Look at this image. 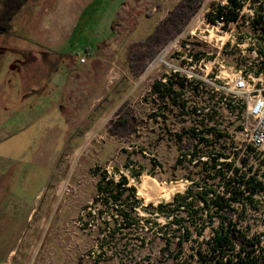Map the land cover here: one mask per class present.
Wrapping results in <instances>:
<instances>
[{
	"label": "rangeland",
	"instance_id": "rangeland-1",
	"mask_svg": "<svg viewBox=\"0 0 264 264\" xmlns=\"http://www.w3.org/2000/svg\"><path fill=\"white\" fill-rule=\"evenodd\" d=\"M125 1L128 0L0 1L3 3H0V46L5 45L11 50L0 58V264H173L172 257L167 259L169 254L165 251V241L161 239L149 236V242L141 245L135 239L137 235L132 240H120L117 235L111 239L108 233H104L105 222L113 223L119 217L115 207L104 208L98 197L96 187L101 173L107 172L115 180L120 175L127 177L142 205L133 215L141 223L149 219L161 226L167 220L152 216L145 208L150 204L170 203L175 195L187 191L190 185L187 178L192 169L182 161L185 157L178 148V142L184 130L196 127V109L208 116L212 97L213 100L222 97L218 113L224 120L221 129L227 131L224 142L227 146L232 142L235 144L229 151L231 153L245 149L239 150L245 143L241 130L229 126L236 122L244 106L240 100L232 104L231 95L226 96L230 81L225 78L250 67L249 64L256 71L263 70L264 60L255 58L248 43L245 55L237 46L228 44L219 50V46L212 44L213 40L226 38L215 37V32L210 31L207 14L216 9V3L205 0L183 34L159 49L161 52L154 68L149 66L138 80H134L126 61L128 48L146 40L153 27L165 21L169 12L182 1L162 0V6L153 9L151 18H147L140 15L147 7L141 5L142 0H135L129 7V12L136 16L132 23L134 33L115 58L102 93L86 109L92 128L73 133L62 144L61 138L56 141V136H50L55 138L54 147H59L52 155L53 159L42 160L41 164L34 159L39 149L37 142L45 137V131L36 127L27 129L23 123H17L16 118L24 108L30 107V94L36 87L46 85L47 81L44 73L36 74L31 67L16 70L14 60L10 62L16 54V45L22 42L42 43L55 55L59 51L65 54L71 39H74L73 46L81 45L80 33H84V37L87 32L88 37H92L94 28H102L103 32L96 37L105 41L112 36ZM235 34L239 40H256L258 53L264 59L260 33L242 25L235 29ZM64 35L66 37L61 40ZM42 56L40 52L39 58ZM44 63L45 60L42 65ZM165 77L174 80L173 83L186 81L189 85L188 89L180 86L171 88L176 100L171 98L170 106L165 105L166 93H169ZM24 95L29 96L26 105L19 106L18 102ZM126 100H130L136 127L131 136L117 139L109 135L108 129L114 114ZM188 137L183 135V142ZM48 140H51L49 135ZM253 162L258 178L264 181V162L257 155ZM94 172L100 173L96 175ZM145 175L159 185L185 183L186 187L169 200L163 198L157 203L147 202L138 190ZM258 200L254 206L257 213H242L243 208L239 206L236 215L237 220L250 225L251 236H258L264 191ZM218 222V219H213L215 227ZM213 232V229H207L204 237L213 236ZM189 246L186 247L187 254L191 252Z\"/></svg>",
	"mask_w": 264,
	"mask_h": 264
},
{
	"label": "trees",
	"instance_id": "trees-1",
	"mask_svg": "<svg viewBox=\"0 0 264 264\" xmlns=\"http://www.w3.org/2000/svg\"><path fill=\"white\" fill-rule=\"evenodd\" d=\"M161 1L142 0L141 5L145 4L147 8L140 15L151 18L152 10L162 6ZM128 2L129 0L125 1L121 7L122 12L115 22L112 36L96 50L85 49L86 56L98 57V65L83 66L71 74L62 104L60 124L57 128L48 129L49 136H56L57 139L70 138L73 133L92 128L86 109L102 93L104 76L135 30L132 23L136 16L129 12V7L136 1ZM204 2L205 0H182L169 12L165 21L153 28L146 40L128 48L126 61L134 80H138L146 72L161 52V47H166L183 34L186 25L198 14ZM207 18L214 19L212 12L207 14ZM9 50L5 45L0 46V58ZM17 50L16 48L15 53ZM25 95L18 102L19 106L26 105L29 96ZM33 98L31 95V100ZM222 100V97L216 100L212 97L211 113L208 116L196 109V127L184 130L179 136L178 148L185 157L182 161L187 163L188 169H192V174L187 178L190 183L187 191L175 195L170 203L157 206L150 204L145 208L152 216L165 218L166 224L160 226L158 223H151L149 219H144L141 223L133 214L142 205L137 199L135 187L129 186L128 178L120 175L115 180L107 172L101 173L96 187L98 197L104 208L115 207L119 217L113 223L105 222L103 231L108 233V238L115 239L117 235L120 240H132L137 235L135 239L141 245L149 242V236L161 239L166 244L165 251L169 254L167 259L172 257L173 264H264V248L259 246L258 236H251L250 225L236 218L239 206L243 208L242 213L258 212L254 206L259 203L258 196L264 191V182L258 178L259 173L253 165L250 166L254 155L249 145L241 146V150L245 147L246 158L239 159L240 152H229L235 144L232 142L227 146L224 142L227 140V131L221 129L224 120L218 113V105ZM113 117V123L108 129L111 137L121 139L134 133L136 120L130 100H126ZM85 121L87 124L82 126L81 123ZM243 122L242 109L236 122L229 126L242 130ZM183 135L189 136L185 142ZM231 158V162H221V159ZM238 162L241 167H238ZM223 169L227 171L224 172ZM94 173L99 175L100 172ZM213 219L220 221L216 227ZM209 228L214 230L213 236L211 234L205 238L204 233ZM188 245L191 249L189 254L186 253Z\"/></svg>",
	"mask_w": 264,
	"mask_h": 264
},
{
	"label": "built area",
	"instance_id": "built-area-1",
	"mask_svg": "<svg viewBox=\"0 0 264 264\" xmlns=\"http://www.w3.org/2000/svg\"><path fill=\"white\" fill-rule=\"evenodd\" d=\"M214 3H216V9L209 11V13L212 12L214 19L209 20L207 18L211 26L210 31L215 32L220 38H226V41L213 40L212 44L219 46V50H223L228 44L237 46L241 49L243 55L247 53L246 49L250 45V51L255 55V58L263 61V57L258 53V42L250 38L245 40L240 38L239 40L237 34H235V29L246 25V27L260 33L261 42L259 43L264 47V0H214ZM219 15L221 17H218ZM210 31H207V33L209 34ZM203 40L209 43L206 39ZM156 59L149 65L151 69L154 68ZM184 59L182 58V60ZM80 63L85 64L86 58H80ZM249 66L251 67V64ZM250 67L240 69L233 76L228 75L225 78L230 81L228 83L229 88H226L227 95H225H231L234 100L232 104H235V100H240L243 103L245 122L242 124L241 134L245 137L244 144L249 145L253 155L259 156L261 161L264 162V69L256 71ZM166 94L169 95V99H175L173 93ZM165 100L167 102L165 105L170 106L168 100L166 98ZM239 150L243 151L241 146ZM246 153L245 149L240 152L239 159L246 158ZM254 156L250 162V166L253 165V167ZM231 160L232 158L229 160L221 159V162ZM239 166H242L241 163ZM258 240L259 246L264 248V209L261 211L259 218Z\"/></svg>",
	"mask_w": 264,
	"mask_h": 264
},
{
	"label": "crops",
	"instance_id": "crops-1",
	"mask_svg": "<svg viewBox=\"0 0 264 264\" xmlns=\"http://www.w3.org/2000/svg\"><path fill=\"white\" fill-rule=\"evenodd\" d=\"M52 31L54 32L53 29ZM94 31L95 35L92 37H88L87 32L84 37L82 36L84 33H80L81 36L79 37V41L83 42L81 45L77 44L76 46H73L74 39H71L69 41L71 45L66 46L68 47V52L65 54L59 51L55 55L52 53L51 48L47 49L48 46L46 47V45L42 43L22 42L17 44L16 48L19 52H16L15 58H11V63H13V60L14 63H16V70L21 71L23 67H31V69L35 70L36 74L44 73V79L47 81L46 85L42 84L39 87H36V90L30 94L34 96L31 100L30 107L26 108L24 112L16 118L17 123H23L24 127L27 129L36 127L45 131V137L39 139L37 142V146H39L37 156H39V158L36 159L37 156L34 158L35 160L40 161V164L42 160L50 161L53 157L52 155H55L59 150V147H54V145L56 144V141L60 140V138L55 139V141L49 136V139L51 140H48L47 131L49 128H57V125L60 124L62 104L71 74L80 67H96V65H98L97 56L90 57L83 53L86 48L96 50L99 46L98 44L104 42V40L101 41L103 38L96 37L97 34L103 32L102 28H94ZM111 34L112 33H109L110 36ZM65 37L66 36L64 35L60 38L62 40ZM40 41L45 42L44 40ZM40 52L43 54L41 58H39ZM49 56L51 58H49ZM80 58H86V63L81 64ZM42 60L43 62L45 60L44 65H42ZM109 72L103 78L104 84ZM29 76L31 75L29 74ZM39 78H42V75H39ZM61 139V144L63 143V140L66 141V137H62Z\"/></svg>",
	"mask_w": 264,
	"mask_h": 264
},
{
	"label": "bare ground",
	"instance_id": "bare-ground-1",
	"mask_svg": "<svg viewBox=\"0 0 264 264\" xmlns=\"http://www.w3.org/2000/svg\"><path fill=\"white\" fill-rule=\"evenodd\" d=\"M214 36L216 37L217 34L215 33ZM221 41L225 42L226 39H221ZM185 187V183L159 185L153 178L145 175L138 190L140 195L144 196L147 202L154 201L157 203L163 198L169 200L175 193L184 190Z\"/></svg>",
	"mask_w": 264,
	"mask_h": 264
},
{
	"label": "flooded vegetation",
	"instance_id": "flooded-vegetation-1",
	"mask_svg": "<svg viewBox=\"0 0 264 264\" xmlns=\"http://www.w3.org/2000/svg\"><path fill=\"white\" fill-rule=\"evenodd\" d=\"M0 1H5V0H0ZM0 3H2V2H0ZM2 4H3V3H2ZM10 20H11V19H10ZM196 63L199 64L198 61H196ZM167 76H168V77H172V75H170V74H169V75L167 74ZM168 77H165V79H166V82H165L166 84H165V86H166V89H167L168 92H171V88H174L175 86H180L181 89H184V88L188 89V88H189V85L187 84L186 81H184L183 83H173L172 81H174V80H171V79H169ZM170 82H172V86H171ZM189 83L195 85V83L192 82V81H189ZM197 86H199V83H198ZM190 88H191V87H190ZM191 89H192V88H191ZM192 90H193V89H192ZM193 92H194V91H193ZM168 97H169V95H167L166 99H167L168 102H169L170 99H169ZM151 104H152V103H151Z\"/></svg>",
	"mask_w": 264,
	"mask_h": 264
}]
</instances>
